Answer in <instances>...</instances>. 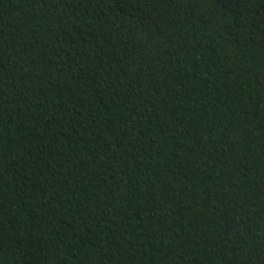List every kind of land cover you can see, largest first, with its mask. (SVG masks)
<instances>
[{
  "label": "trees",
  "instance_id": "obj_1",
  "mask_svg": "<svg viewBox=\"0 0 264 264\" xmlns=\"http://www.w3.org/2000/svg\"><path fill=\"white\" fill-rule=\"evenodd\" d=\"M0 264H264V0H0Z\"/></svg>",
  "mask_w": 264,
  "mask_h": 264
}]
</instances>
